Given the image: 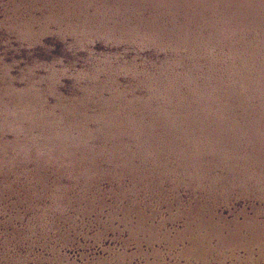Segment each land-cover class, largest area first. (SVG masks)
<instances>
[{
	"label": "rangeland",
	"instance_id": "1",
	"mask_svg": "<svg viewBox=\"0 0 264 264\" xmlns=\"http://www.w3.org/2000/svg\"><path fill=\"white\" fill-rule=\"evenodd\" d=\"M0 264H264V0H0Z\"/></svg>",
	"mask_w": 264,
	"mask_h": 264
}]
</instances>
